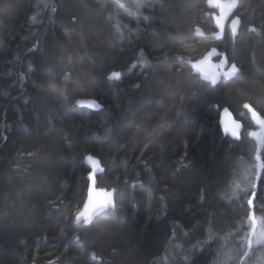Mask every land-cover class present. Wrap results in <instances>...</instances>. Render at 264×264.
<instances>
[{
	"label": "trees",
	"instance_id": "obj_1",
	"mask_svg": "<svg viewBox=\"0 0 264 264\" xmlns=\"http://www.w3.org/2000/svg\"><path fill=\"white\" fill-rule=\"evenodd\" d=\"M121 2L0 0V264H264V136L245 107L264 119V0H237L239 32L219 38L207 0ZM212 46L240 80L192 72ZM86 154L115 190L88 225Z\"/></svg>",
	"mask_w": 264,
	"mask_h": 264
},
{
	"label": "water",
	"instance_id": "obj_2",
	"mask_svg": "<svg viewBox=\"0 0 264 264\" xmlns=\"http://www.w3.org/2000/svg\"><path fill=\"white\" fill-rule=\"evenodd\" d=\"M208 6L215 7L213 3H209V0H207ZM219 3L224 5V10L227 12V16L229 17V20H226L224 23L227 25H230L231 19H235V9L237 6V0L235 3V6L228 8L227 5L231 3V0H219ZM216 8V7H215ZM218 8V13L216 16H219L221 14V8ZM237 16V15H236ZM241 21L237 25L236 32H232L229 28L231 35L235 37L240 28ZM214 26L219 29V27L216 24V20L214 17ZM225 27V28H226ZM197 33H201V30H197ZM215 48L216 52L211 55L208 59H205V57L208 55L209 52L212 51V49ZM223 59L222 52L215 46L210 47L208 50H206L200 57L191 60L189 62V65L192 69V72L199 76L200 79L209 82L211 85H216L223 77L225 73V67H217V65L220 64V60ZM201 62V63H198ZM196 65V66H194ZM82 101V102H81ZM95 101V103H92ZM78 105L80 106H86L92 109L98 108L97 101L94 99H80L78 102ZM219 126L221 131L224 135H227L231 137L234 140H237L240 138L242 130H243V123L238 120L232 111L228 107H223L219 114V120H218ZM84 162L87 165L89 171L86 174V178L88 180L87 185V191H86V197L85 200L81 206V208L78 210V212L75 214L73 218V222L75 224L83 223L85 225H88L92 222V220L99 214L103 213L104 211H107L109 209H113L115 207V190L114 189H107L98 187V175L102 174L105 167L103 166L101 160L99 157L94 156L92 154H86L84 157ZM95 170V185H92L93 182V176L91 173ZM91 187H94V191L91 193V200L93 202H101L106 199H108L107 194L111 193V199L113 201L112 205H108L106 207L101 208L96 213L93 214L91 220L85 221L84 217H80L77 219L79 213L83 212L85 210V204L89 202V189ZM103 190V191H102Z\"/></svg>",
	"mask_w": 264,
	"mask_h": 264
},
{
	"label": "snow or ice",
	"instance_id": "obj_3",
	"mask_svg": "<svg viewBox=\"0 0 264 264\" xmlns=\"http://www.w3.org/2000/svg\"><path fill=\"white\" fill-rule=\"evenodd\" d=\"M103 2L107 5V6H111V4L109 3V0H103ZM113 3H115L116 7H118L119 9H125V4L121 2V0H112ZM145 3H147V0H133V5L136 7L137 9H139L140 7H144ZM209 3H213L215 7H219L221 8V14L219 16H215V20H216V24L217 26L221 29V31H225V27L226 24L224 23L226 20H229V17L227 16V12L224 10V5L219 3V0H209ZM236 0H231V3H229L227 5L228 8H231L233 6H235ZM53 11H55V9H53ZM132 15H134L135 13H130ZM236 18L235 19H231V23L230 25H227V28H230L232 32H236L237 30V25L238 23L241 21V17L233 15ZM211 19L213 18L210 15ZM76 17H73V20H75ZM145 20L149 19V17L145 16L144 17ZM256 29L253 28L251 29V31H255ZM221 33L217 32L214 33V35L219 36ZM216 52V49L213 48L211 52L208 53V55L205 57V59H208L209 57H211V55L213 53ZM254 55V54H253ZM201 63V62H198ZM228 64H230V68H228V70L224 73L225 76L227 77H234L237 76V74H241L242 73V69L241 67L237 66V63L235 62H229V56L227 54V52L223 53V59L220 60V64L217 65V67H224L227 66ZM196 66V65H194ZM110 76L112 77H119L120 76V72H116L113 71L110 73ZM244 75L241 74L239 80L241 79V77H243ZM82 102V101H81ZM92 103H95V101H93ZM245 107L249 108L250 105L246 104ZM253 117L255 119H257V121L261 124L264 125V120H261L255 111H253ZM253 135H255V133H253ZM91 175L93 176V182L92 185H95V170H93V172L91 173ZM94 191V187H91L89 189V202L85 204V210L81 213H79L77 219H79L80 217H84L85 221H89L91 220L92 216L94 213H96L98 210H100L103 207H106L108 205H112L113 201L111 199V193H108V199L101 201V202H93L91 200V193ZM103 191V190H102ZM249 205H251L252 201L249 199L248 201ZM250 219H252L253 221V230H255V215L253 213L249 214ZM249 245H251V241H249Z\"/></svg>",
	"mask_w": 264,
	"mask_h": 264
},
{
	"label": "rangeland",
	"instance_id": "obj_4",
	"mask_svg": "<svg viewBox=\"0 0 264 264\" xmlns=\"http://www.w3.org/2000/svg\"><path fill=\"white\" fill-rule=\"evenodd\" d=\"M216 10L217 12L214 13L213 15L216 16L217 13H218V8L216 7ZM217 32H220L221 34L219 36L217 35H214V33H217ZM214 33H212L211 35L214 36L215 38H219L223 35L224 31H221V29H217ZM222 57H223V54H222ZM228 68H230V64H228L226 67H225V72L228 70ZM223 78H228L227 76L224 75ZM249 110V114H250V117L252 118V120L254 121V123L257 125V128L255 130H252L250 132V135L258 142L260 143L261 139L263 138L264 136V125H261L257 119H255L253 117V109L252 108H248ZM256 112V111H255ZM257 114V113H256ZM257 116L261 119V120H264L262 117H260L258 114ZM253 133H255V135H253ZM257 167L260 168V161H259V164H258V161H257ZM252 225H253V221H252ZM255 229H256V220H255ZM255 234V230H253V227H251L250 229V232L248 233V238H247V244L249 245V241L252 240V237L253 235ZM252 243V242H251ZM250 246V245H249Z\"/></svg>",
	"mask_w": 264,
	"mask_h": 264
},
{
	"label": "bare ground",
	"instance_id": "obj_5",
	"mask_svg": "<svg viewBox=\"0 0 264 264\" xmlns=\"http://www.w3.org/2000/svg\"><path fill=\"white\" fill-rule=\"evenodd\" d=\"M236 9H237V8H236ZM214 17H215V16H214ZM222 54H223V53H222ZM79 100H80V99H79ZM79 100H78V101H79ZM78 101H77V102H78ZM77 104H78V103H77ZM97 106L99 107L98 102H97ZM94 156H95V155H94ZM84 157H85V156H84ZM98 187H101V186H98ZM102 188H106V187H102ZM114 200H115V198H114Z\"/></svg>",
	"mask_w": 264,
	"mask_h": 264
}]
</instances>
